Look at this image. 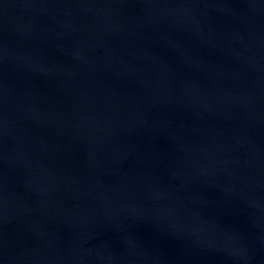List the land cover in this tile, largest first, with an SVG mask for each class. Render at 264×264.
Instances as JSON below:
<instances>
[{"label": "water", "instance_id": "1", "mask_svg": "<svg viewBox=\"0 0 264 264\" xmlns=\"http://www.w3.org/2000/svg\"><path fill=\"white\" fill-rule=\"evenodd\" d=\"M0 264H264V0H0Z\"/></svg>", "mask_w": 264, "mask_h": 264}]
</instances>
